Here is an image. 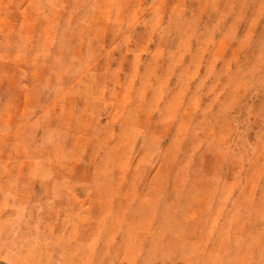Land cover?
Listing matches in <instances>:
<instances>
[{
    "label": "rangeland",
    "instance_id": "1",
    "mask_svg": "<svg viewBox=\"0 0 264 264\" xmlns=\"http://www.w3.org/2000/svg\"><path fill=\"white\" fill-rule=\"evenodd\" d=\"M183 3L0 0V264H264V23Z\"/></svg>",
    "mask_w": 264,
    "mask_h": 264
},
{
    "label": "crops",
    "instance_id": "2",
    "mask_svg": "<svg viewBox=\"0 0 264 264\" xmlns=\"http://www.w3.org/2000/svg\"><path fill=\"white\" fill-rule=\"evenodd\" d=\"M183 7L182 9V14L179 15L180 20H189L188 24H190L193 27V33L190 34L189 37V42H195L198 40V38H202L203 34L199 33V29L206 30L205 28H208L209 26L212 25L213 19L216 17H222L220 14L221 10H227L225 8V2L229 1V9L227 10L226 17L223 19V21H218V23L214 24L215 26H226V25H233L238 28L245 26L246 24V17L250 15L251 12H254L253 17H254V26L260 27L263 25V18L264 14L261 13V6L257 7L256 3H249V2H243L242 0H211V4L209 3V0H183ZM249 3V4H248ZM223 5V6H222ZM226 19V21H225ZM177 22H175V25ZM186 23H179V25H185ZM202 32V30H201ZM175 41V39H174ZM230 120H225V121H230L231 123L238 122V117L237 115L233 114L232 117L226 118ZM29 132L28 136L25 138H30L32 139V146L31 144L29 145V149L32 148L33 152H36V139H37V134ZM90 144H87L85 147V154L90 153ZM35 158V156H33ZM29 167V166H28ZM85 170L87 171H94L95 170V165L94 164H89L83 166ZM20 171H24V164H21L20 166ZM27 171L29 172V168H27ZM94 174V173H93ZM30 177H23L22 179L16 180L15 185L18 187V194H16L14 201L15 202H65L66 200H69V184L70 181L69 179H64L60 180V185H56L58 188V191L56 192V196L59 199H55L54 196L55 194H52L50 192L51 188V183L48 180L44 179H37V176L35 174L28 173ZM32 177V178H31ZM78 182H82L81 184L84 186L92 187L93 189L95 188V191H88V195L92 196V199L94 200V203L97 201L98 196H100L101 192V186H102V181H106L105 179H99V178H83V179H77ZM76 180V182H77ZM114 182L116 179H113ZM111 181V179H110ZM111 184V183H110ZM115 184V183H114ZM53 186V185H52ZM80 186V185H79ZM65 188V189H63ZM84 194H87L85 191ZM83 194V195H84ZM81 196L78 195L79 201L85 202L88 199L87 196ZM65 196V199H64ZM54 198V199H52ZM98 203V202H97Z\"/></svg>",
    "mask_w": 264,
    "mask_h": 264
}]
</instances>
